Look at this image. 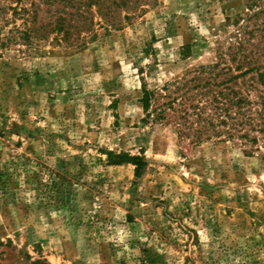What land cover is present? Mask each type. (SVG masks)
I'll return each mask as SVG.
<instances>
[{
    "label": "rangeland",
    "instance_id": "374dc122",
    "mask_svg": "<svg viewBox=\"0 0 264 264\" xmlns=\"http://www.w3.org/2000/svg\"><path fill=\"white\" fill-rule=\"evenodd\" d=\"M147 3L78 46H0V264H264V140L178 133L175 89L264 65V0ZM223 77L189 87L213 117ZM143 88L174 110L146 117Z\"/></svg>",
    "mask_w": 264,
    "mask_h": 264
},
{
    "label": "trees",
    "instance_id": "16d2710c",
    "mask_svg": "<svg viewBox=\"0 0 264 264\" xmlns=\"http://www.w3.org/2000/svg\"><path fill=\"white\" fill-rule=\"evenodd\" d=\"M147 1L0 0V46L21 44L30 47L49 39L59 45L78 46L85 36L93 35L95 26L100 21L106 28H118L143 5H147ZM237 43L239 45L242 42ZM235 50H241V45L236 46ZM246 64L248 65L244 69L238 64L234 68L238 70L237 73H232L229 67L219 68L218 63L200 66L192 72L190 78L184 79L181 86L176 85V91L183 90L178 102V133L191 134L195 141L208 139L210 135L218 136L223 132L229 137L237 135L251 145H256L261 138L264 140V65L250 62ZM220 76H226L221 83L228 85L225 87L227 93L218 91L225 103L216 100V95L206 102L213 105L215 110L219 109L213 117L206 112V108L211 110V107L199 104L188 91L189 87L206 90ZM241 86L246 87L244 91ZM161 90L167 91L168 85H164ZM159 95L167 97V100L157 104ZM177 99L176 96L171 97V93L165 92L162 96L158 90L143 88L140 101L146 117L149 118L152 114L155 120H161L166 117V108L173 109ZM219 103L222 104L221 107L218 106ZM190 116L195 117L194 127L189 120ZM220 125L227 128L220 130ZM108 154L111 163L130 162L135 166V175L139 177L142 174L146 164L142 157L112 152ZM2 176L3 171L0 169V182Z\"/></svg>",
    "mask_w": 264,
    "mask_h": 264
}]
</instances>
